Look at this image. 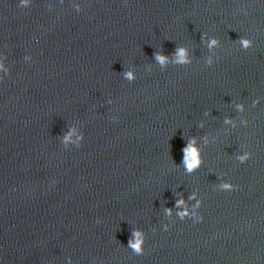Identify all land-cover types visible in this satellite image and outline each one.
<instances>
[{
    "label": "water",
    "instance_id": "1",
    "mask_svg": "<svg viewBox=\"0 0 264 264\" xmlns=\"http://www.w3.org/2000/svg\"><path fill=\"white\" fill-rule=\"evenodd\" d=\"M0 264H264V0H0Z\"/></svg>",
    "mask_w": 264,
    "mask_h": 264
},
{
    "label": "clouds",
    "instance_id": "2",
    "mask_svg": "<svg viewBox=\"0 0 264 264\" xmlns=\"http://www.w3.org/2000/svg\"><path fill=\"white\" fill-rule=\"evenodd\" d=\"M243 43H244L245 47L248 46V42L247 41H243ZM159 59L163 60V57H159ZM191 156L193 157V159L188 164L189 169H191L196 164V161H195L196 153H195V151L191 152ZM137 248H139V245H137Z\"/></svg>",
    "mask_w": 264,
    "mask_h": 264
}]
</instances>
